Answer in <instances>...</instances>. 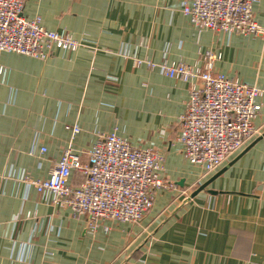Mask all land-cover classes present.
<instances>
[{"label": "crops", "instance_id": "1", "mask_svg": "<svg viewBox=\"0 0 264 264\" xmlns=\"http://www.w3.org/2000/svg\"><path fill=\"white\" fill-rule=\"evenodd\" d=\"M253 13L264 26V0ZM24 14L98 52L0 54V264H264V96L258 132L205 176L178 140L189 84L134 61L201 66L213 51L215 72L263 87L264 39L199 33L182 0H27ZM76 125L72 140L66 127ZM112 132L161 154V176L174 184L140 223L102 220L93 232L88 217L21 181L47 179L70 144L87 163L98 136ZM82 182L74 172L71 184Z\"/></svg>", "mask_w": 264, "mask_h": 264}, {"label": "built area", "instance_id": "2", "mask_svg": "<svg viewBox=\"0 0 264 264\" xmlns=\"http://www.w3.org/2000/svg\"><path fill=\"white\" fill-rule=\"evenodd\" d=\"M261 0H182V12L192 26L204 30L259 36L264 26L254 18L253 8ZM27 0H0V54L12 52L46 60L54 50L66 53L80 48L97 53L98 48L74 39L70 34L46 29L40 17L28 19ZM203 65L169 62L156 64L135 59L164 76L189 84L190 96L180 118L178 140L187 160L204 169V175L217 172L229 158L243 150L258 130L253 121L261 111L258 99L264 86H251L215 72L221 54L208 51ZM1 72V68H0ZM72 140L80 128L67 126ZM89 161L70 144L44 180L21 181L33 186L43 198L73 217H88V229L95 232L102 220L140 223L152 209L158 192L174 188L162 176L164 158L156 151L133 146L115 132L101 134L88 152ZM74 172L83 182L71 184Z\"/></svg>", "mask_w": 264, "mask_h": 264}, {"label": "water", "instance_id": "3", "mask_svg": "<svg viewBox=\"0 0 264 264\" xmlns=\"http://www.w3.org/2000/svg\"><path fill=\"white\" fill-rule=\"evenodd\" d=\"M221 174H222V173H221ZM205 188H206V186H203L202 188H200V189L198 190V192L204 190Z\"/></svg>", "mask_w": 264, "mask_h": 264}]
</instances>
